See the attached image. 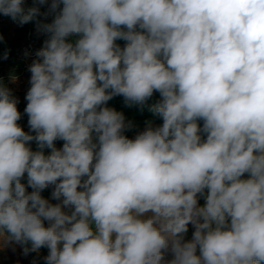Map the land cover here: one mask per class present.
I'll return each mask as SVG.
<instances>
[{
	"label": "clouds",
	"instance_id": "1",
	"mask_svg": "<svg viewBox=\"0 0 264 264\" xmlns=\"http://www.w3.org/2000/svg\"><path fill=\"white\" fill-rule=\"evenodd\" d=\"M0 14L47 36L28 132L0 84V239L47 248L45 264H264V0H0ZM154 92L162 125L128 138L107 102Z\"/></svg>",
	"mask_w": 264,
	"mask_h": 264
},
{
	"label": "rangeland",
	"instance_id": "2",
	"mask_svg": "<svg viewBox=\"0 0 264 264\" xmlns=\"http://www.w3.org/2000/svg\"><path fill=\"white\" fill-rule=\"evenodd\" d=\"M48 3H51V0H48ZM33 5V0H25V6L26 7H30ZM0 36H2L3 38L6 39H11L8 38L9 34H6L5 32H0ZM21 42H23L20 38V41L18 42V44H16L14 46V48L16 46L20 47L22 45ZM126 44V41L120 43L119 45L121 46V48H123ZM13 48V50H14ZM2 58V56L0 57ZM11 61L13 60V56L10 57ZM9 59V61H10ZM1 60V59H0ZM5 62L3 64H0V79H4L6 82V87L9 88L11 90V92L13 93V96L18 100V101H24L25 100V96L26 93L29 89V80H30V76L31 73L29 71H26L24 73V75L22 76H15L14 73L16 72V69H14L17 65L14 64L15 63L13 61L12 62ZM152 125L155 127L156 125L152 123ZM146 125L139 129L134 131L135 132H140L143 131L145 129ZM133 138V137H132ZM63 142L61 141H57L56 146H60L62 145ZM249 174L244 175L242 177V179H248ZM41 195L46 198L49 199L51 203H57V201L55 200H51V198H49V194L47 191H43L41 193ZM205 203L204 198H200L199 199V204L201 206H203V204ZM45 226H47V222H45ZM194 232V228L193 226L190 224L189 225V230L187 232V234L185 235V240H190L192 238V234ZM36 256H34L33 254H31L30 252L28 254L24 253V247L20 244H16V243H5L3 239H0V264H45V260L43 259V255H45L44 257H46L48 255V251L43 250V248H41L39 250V252H34ZM197 254H199V251L197 252ZM168 259H171V255L169 254Z\"/></svg>",
	"mask_w": 264,
	"mask_h": 264
},
{
	"label": "trees",
	"instance_id": "3",
	"mask_svg": "<svg viewBox=\"0 0 264 264\" xmlns=\"http://www.w3.org/2000/svg\"><path fill=\"white\" fill-rule=\"evenodd\" d=\"M22 36L21 31H19V34L11 39H6L3 38L2 41H0V57H3V54L5 51L8 52V59H3L0 58V64H3L7 61H9L10 57H12L13 55V48L16 44H18V42L20 41V38ZM124 42L123 40H117L116 43L120 44ZM0 84H3L4 86H6V82L4 79H0ZM13 95V93H12ZM160 99V95L158 92H154L153 96L146 101V103L144 105H132V106H127L124 100L123 96H115L113 97L110 101L107 102V106L110 108L115 109L118 112L123 113L126 122H131L133 124V128L131 130L126 131L124 134L132 139L133 137V132L136 130H139L141 128H143L146 125V122H151L153 124H155L156 126H160L162 125L163 121L160 117L154 115L151 111H149V108L155 104L157 101H159ZM27 105V101L26 99L24 101H18L17 103V109L18 111L21 113V119L23 120V122H20V120L18 121V124L24 129L25 132L29 131L28 127H25V124H28V116L24 113V109ZM199 126L202 128L203 126V121H198ZM201 138L202 139H206V134L201 133ZM58 141V140H57ZM57 141L55 142V146L57 144ZM62 142V141H61ZM63 144V143H62ZM30 147H32V150H37V146L35 142H30ZM57 148H61V146H56ZM50 153V149H45V154H49ZM23 183H27V179H26V174H25V178L22 180ZM28 191H32L31 188L27 189ZM46 191V190H45ZM94 228V225H93ZM24 247V246H23ZM30 247V245H29ZM47 248H43V250H46ZM48 251V249H47ZM31 254H33L34 256L35 253L34 252H30ZM43 255V259H44Z\"/></svg>",
	"mask_w": 264,
	"mask_h": 264
},
{
	"label": "built area",
	"instance_id": "4",
	"mask_svg": "<svg viewBox=\"0 0 264 264\" xmlns=\"http://www.w3.org/2000/svg\"><path fill=\"white\" fill-rule=\"evenodd\" d=\"M47 8H48V5L41 6V12L43 13L47 11ZM38 19H40L43 22L50 23L53 19V16L49 15L46 19L43 16H41V17H38ZM19 31H21L22 33L21 40L23 42H21L22 44H20L22 46L20 47L16 46L14 48L13 55H12L13 60L11 61L10 59L12 63L13 61L15 62L13 63L14 67H15V64L17 65L14 68L16 69V72L14 73L16 77L22 76L24 75L26 71H28L29 65L36 58L34 55L35 51L41 48L44 40L47 39L46 35L41 34L37 31L35 21L29 22L23 26H20L16 22L12 21L10 17H6L0 14V32H5L6 34H9L8 38H13L19 34ZM26 52L29 54L25 55ZM29 88H30V84H29ZM20 122H23V120L20 119ZM24 126L29 128L28 124H25ZM244 175L247 176V173H245ZM45 190L48 192L49 198H51L52 188L50 187Z\"/></svg>",
	"mask_w": 264,
	"mask_h": 264
},
{
	"label": "crops",
	"instance_id": "5",
	"mask_svg": "<svg viewBox=\"0 0 264 264\" xmlns=\"http://www.w3.org/2000/svg\"><path fill=\"white\" fill-rule=\"evenodd\" d=\"M136 134H137V132L133 133V138L135 137ZM133 138H132V139H133ZM62 142H63V141H62ZM62 145H63V144H62ZM60 146H61V145H60Z\"/></svg>",
	"mask_w": 264,
	"mask_h": 264
}]
</instances>
